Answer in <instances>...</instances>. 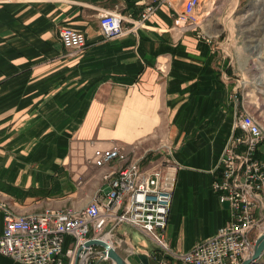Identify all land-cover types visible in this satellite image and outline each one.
Instances as JSON below:
<instances>
[{
	"label": "crops",
	"instance_id": "1",
	"mask_svg": "<svg viewBox=\"0 0 264 264\" xmlns=\"http://www.w3.org/2000/svg\"><path fill=\"white\" fill-rule=\"evenodd\" d=\"M217 4L233 6L203 2L206 42L171 29L183 0H0V196L14 214L103 202V175L122 163L96 167L93 153L117 147L142 169L166 159L176 169L164 233L172 250L186 252L228 223L212 182L228 140L244 136L235 126L243 111L264 127V51L234 38L225 15L211 16ZM109 13L125 33L105 39L99 18ZM63 29L84 33L87 46L67 50ZM256 154L264 160V140ZM117 236L154 264L156 246L135 249ZM0 264L21 263L0 255Z\"/></svg>",
	"mask_w": 264,
	"mask_h": 264
},
{
	"label": "built area",
	"instance_id": "2",
	"mask_svg": "<svg viewBox=\"0 0 264 264\" xmlns=\"http://www.w3.org/2000/svg\"><path fill=\"white\" fill-rule=\"evenodd\" d=\"M203 2L183 0V9L176 13L171 29L178 33L192 32L198 39L209 42L211 38H205L199 28ZM154 8L147 7L138 23L144 22ZM122 21L119 14L101 15V35L105 39L123 35ZM60 41L71 52L87 46L85 34L72 29L61 30ZM235 126L244 136L228 140L212 182V191L220 204H227L230 219L213 236L190 250L183 253L172 250L164 234L176 169L167 159L156 167L142 169L137 161H128L124 152L113 147L96 149L93 153L96 167H104L114 160L122 163L112 177V172L103 175L109 187L103 202L95 196L79 210L48 208L39 214L19 216L0 196V255L21 264H74L78 249H84L89 239L109 240L112 248L119 247L122 242L115 230L126 224L154 243L157 250L150 257L156 264L241 263L250 256L256 239L264 232V160L256 154L258 144L264 140V127L246 110ZM107 225L110 227L105 231ZM67 236L73 239L72 246L64 250ZM96 249L101 248H88L89 252L99 251ZM96 258L109 261L106 256ZM87 264H92L90 259Z\"/></svg>",
	"mask_w": 264,
	"mask_h": 264
},
{
	"label": "rangeland",
	"instance_id": "3",
	"mask_svg": "<svg viewBox=\"0 0 264 264\" xmlns=\"http://www.w3.org/2000/svg\"><path fill=\"white\" fill-rule=\"evenodd\" d=\"M208 1V0H204ZM233 5L231 9L222 11L220 4L212 7L210 15L218 17L219 15H225L226 19L233 23L231 25V32L234 38L238 40H244L253 50L257 53L264 51V0H230ZM210 10L209 8H202L201 12L204 13ZM205 38H208L205 36ZM176 178V171H175ZM115 233L119 236H123L128 239L135 249L147 247L151 249L154 245L152 241L143 236L138 230L132 227L122 224ZM127 251H131L128 255L129 261H131L134 250L131 248V244ZM112 264V261H107ZM156 264V263H154Z\"/></svg>",
	"mask_w": 264,
	"mask_h": 264
},
{
	"label": "water",
	"instance_id": "4",
	"mask_svg": "<svg viewBox=\"0 0 264 264\" xmlns=\"http://www.w3.org/2000/svg\"><path fill=\"white\" fill-rule=\"evenodd\" d=\"M91 246H98L99 251L89 252L88 248ZM264 254V232L256 239L252 253L249 257L243 259L239 264H256L257 260ZM106 256L114 264H127L106 242L100 239H89L84 244V249L79 248L74 264H87L88 260L93 257ZM130 264H149L148 257L145 254H133Z\"/></svg>",
	"mask_w": 264,
	"mask_h": 264
},
{
	"label": "bare ground",
	"instance_id": "5",
	"mask_svg": "<svg viewBox=\"0 0 264 264\" xmlns=\"http://www.w3.org/2000/svg\"><path fill=\"white\" fill-rule=\"evenodd\" d=\"M107 242V244L111 247L112 245H111V243H110V241L109 240H107L106 241ZM122 244V243H121ZM120 244V246L119 247H117V248H113L115 251H116V253L127 263V264H130V262H129V259H128V255H129V253H130V251H127L128 250V248L125 246V245H121ZM112 248V247H111ZM112 264H114V263H112Z\"/></svg>",
	"mask_w": 264,
	"mask_h": 264
}]
</instances>
